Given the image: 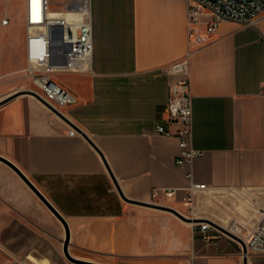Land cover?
<instances>
[{"label": "crops", "instance_id": "0c3cea01", "mask_svg": "<svg viewBox=\"0 0 264 264\" xmlns=\"http://www.w3.org/2000/svg\"><path fill=\"white\" fill-rule=\"evenodd\" d=\"M187 12L186 0H91L92 72L68 74V87L62 85L76 99L64 115L93 145L73 128L77 134L70 136L71 127L30 95L0 106V156L65 219L75 259L244 264L237 241L222 232L205 241L191 223L165 210L184 212V192L152 201L153 189L186 185L185 169L174 163L177 139L155 128L175 130L166 116L172 77L165 70L192 51V145L205 153L194 162V179L228 189L233 207L243 199L264 207V14L253 26L222 21L198 47L189 37ZM0 32L2 100L22 91L25 0H0ZM226 201L206 211L225 230L233 219L240 224ZM65 238L59 219L0 161V255L68 264ZM246 261L264 264V255L249 254Z\"/></svg>", "mask_w": 264, "mask_h": 264}, {"label": "built area", "instance_id": "2783aa9c", "mask_svg": "<svg viewBox=\"0 0 264 264\" xmlns=\"http://www.w3.org/2000/svg\"><path fill=\"white\" fill-rule=\"evenodd\" d=\"M188 5L189 37L198 47L207 43L222 21H232L253 26L264 14V0H186ZM204 19H208L205 21ZM3 18L2 25H7ZM204 25V33L199 27ZM25 59L32 90L57 111L75 104V97L56 80L58 74L89 75L92 72L93 39L91 0H25ZM192 53V51L189 52ZM188 55V56H189ZM171 64L165 72L172 78L166 103V116L174 131L157 125L155 133L174 136L178 153L174 163L185 169L186 185L181 188H156L152 201L161 197L173 198L184 192L182 201L186 205L179 212L191 220V225L205 241H211L214 233H221L210 222L207 207L228 199V189L211 188L194 179V162L204 156V151L192 145V95L189 80V60ZM64 114V113H63ZM68 134H77L72 128ZM202 200L199 204L197 199ZM239 219L231 221L226 229L241 239L249 254L264 255V207L249 206L243 199L233 207ZM243 205H248L244 211ZM244 220V221H243Z\"/></svg>", "mask_w": 264, "mask_h": 264}, {"label": "water", "instance_id": "95a60500", "mask_svg": "<svg viewBox=\"0 0 264 264\" xmlns=\"http://www.w3.org/2000/svg\"><path fill=\"white\" fill-rule=\"evenodd\" d=\"M24 94L30 95V96L36 98L45 107H47V109L53 115H55L60 120H62L66 124H68L71 128L75 129L78 133L82 134L93 145L90 138L85 133H83L78 127H76L63 113H61V112L57 111L56 109H54L53 107H51L46 101H44L37 93H35L32 90H22V91L16 92V93L0 100V106L11 101L12 99L16 98L19 95H24ZM0 161L7 164L9 167H11L19 175V177L29 186V188L40 198V200L49 208V210L59 219V221L63 224L65 231H66V238H65V241L63 242V252H64L67 260L70 261L71 263H74V264H97V263H93V262H89V261H82L79 259H75L71 255H69V253H68L69 229H68V226H67L65 219L54 209V207L45 199V197L36 189V187L29 181V179L16 166H14L11 162H9L8 160L4 159L1 156H0ZM115 185H116L119 193H121L120 189L118 188L116 183H115ZM165 210H168V211L174 213L175 215H177L179 218H181L182 220H184L186 222H189V223L191 222L190 219L185 218L182 214H180L176 210H173V209H165ZM210 224L213 227H215L216 229H218L220 232H222L223 234H225V235L229 236L230 238L234 239L235 241H237L241 245L242 255L245 256L244 257L245 258L244 264H247L246 256L248 255V252H247V249H246L244 242L241 239H239L238 237H236L235 235H233L232 233H230L229 231L217 226L216 224H214L212 222H210Z\"/></svg>", "mask_w": 264, "mask_h": 264}, {"label": "rangeland", "instance_id": "374dc122", "mask_svg": "<svg viewBox=\"0 0 264 264\" xmlns=\"http://www.w3.org/2000/svg\"><path fill=\"white\" fill-rule=\"evenodd\" d=\"M16 10L14 11V14H16ZM3 37L2 32H0V39ZM28 66L26 63L25 67V75L24 79L20 82L21 84V89L20 90H25L27 89L26 87H32L31 79L29 78V74L27 72ZM9 75H2L3 79H9ZM56 80H58L61 84H63L65 87H68L67 81H71V77L68 74H58L56 75ZM1 96V94H0ZM29 256L32 255H0V264H31ZM82 260L97 263V256H92V255H86L85 257L81 258ZM70 264V262H67ZM72 264V263H71ZM74 264V263H73Z\"/></svg>", "mask_w": 264, "mask_h": 264}]
</instances>
